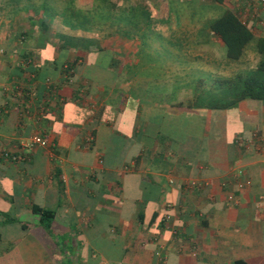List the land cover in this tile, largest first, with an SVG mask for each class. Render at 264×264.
I'll use <instances>...</instances> for the list:
<instances>
[{
  "label": "crops",
  "instance_id": "1",
  "mask_svg": "<svg viewBox=\"0 0 264 264\" xmlns=\"http://www.w3.org/2000/svg\"><path fill=\"white\" fill-rule=\"evenodd\" d=\"M92 2L85 32L69 0H0V264H264V100H192L195 70L260 59L228 62L210 23L230 9L255 44L264 4Z\"/></svg>",
  "mask_w": 264,
  "mask_h": 264
},
{
  "label": "trees",
  "instance_id": "2",
  "mask_svg": "<svg viewBox=\"0 0 264 264\" xmlns=\"http://www.w3.org/2000/svg\"><path fill=\"white\" fill-rule=\"evenodd\" d=\"M100 1L104 5L109 3L108 0ZM217 1L221 2L222 0ZM70 4H68L62 15L67 17L72 23L73 28L71 29L77 30L79 26L80 28L82 26V31L88 32L92 20L90 11H74L72 7H69L72 6ZM134 10L136 9L131 8V13L129 14L131 21H137L139 16L141 18L144 16L146 19L144 23L146 25L150 24L151 18L149 14L140 12L141 15H139L138 13H134ZM46 15L50 18L54 16L51 12ZM120 18L119 15L118 19ZM74 22L78 23L75 24L78 26L77 28H74ZM209 27L223 42L225 57L228 62L238 61L243 56L246 46L253 39L251 30L230 9H225L221 16L210 23ZM255 51L260 59L252 69L239 70L226 77L216 74L206 76L199 69L198 71L195 70L192 95L193 106L227 108L247 98L264 100V36L256 39ZM32 210L40 215V224L48 231L53 218V212L37 205H33Z\"/></svg>",
  "mask_w": 264,
  "mask_h": 264
},
{
  "label": "built area",
  "instance_id": "3",
  "mask_svg": "<svg viewBox=\"0 0 264 264\" xmlns=\"http://www.w3.org/2000/svg\"><path fill=\"white\" fill-rule=\"evenodd\" d=\"M258 2L264 4V0H258ZM241 22L246 26H248L247 22L244 19H241ZM62 68L64 70V78L68 82H72L74 69L72 68L71 63L65 62ZM46 145H47V140L44 137L40 136L39 134L31 135L25 142L21 144L22 149L24 150H31L33 147L46 146ZM0 154H2L3 156L9 155L8 151H6L5 149L0 150ZM12 158L15 159L16 157L12 156Z\"/></svg>",
  "mask_w": 264,
  "mask_h": 264
},
{
  "label": "rangeland",
  "instance_id": "4",
  "mask_svg": "<svg viewBox=\"0 0 264 264\" xmlns=\"http://www.w3.org/2000/svg\"><path fill=\"white\" fill-rule=\"evenodd\" d=\"M59 2H67V0H59ZM69 3H71L70 5H72L73 8L86 10V9H89L91 7L93 2H92V0H69ZM251 48H252L253 51H255L254 42H249L248 47L246 48L247 53H248V56L246 57L247 58V62L250 61V63H253V59H255V56H254L253 52L250 51ZM226 67H227L226 69H223V70L219 71L220 76H222V75H223V77L229 76V75L233 74V72H234V71H232L233 67L234 68L235 67L239 68V67H242V66L241 65L240 66L229 65V66H226ZM215 73H217V70L215 71Z\"/></svg>",
  "mask_w": 264,
  "mask_h": 264
}]
</instances>
